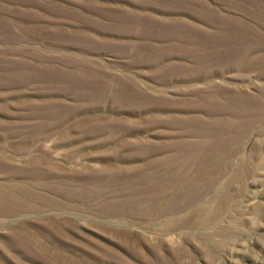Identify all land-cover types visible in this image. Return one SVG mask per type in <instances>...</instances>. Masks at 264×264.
<instances>
[{
    "label": "rangeland",
    "instance_id": "obj_1",
    "mask_svg": "<svg viewBox=\"0 0 264 264\" xmlns=\"http://www.w3.org/2000/svg\"><path fill=\"white\" fill-rule=\"evenodd\" d=\"M0 264H264V0H0Z\"/></svg>",
    "mask_w": 264,
    "mask_h": 264
}]
</instances>
